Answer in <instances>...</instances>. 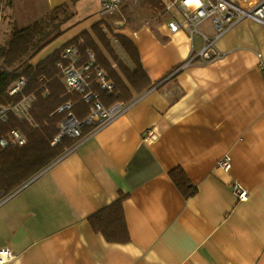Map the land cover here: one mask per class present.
Wrapping results in <instances>:
<instances>
[{
    "label": "crops",
    "instance_id": "crops-1",
    "mask_svg": "<svg viewBox=\"0 0 264 264\" xmlns=\"http://www.w3.org/2000/svg\"><path fill=\"white\" fill-rule=\"evenodd\" d=\"M151 6L120 5L113 32L134 43L159 85L0 206L11 264H264V26L242 22L217 42L223 58L177 71L202 35L216 36L213 23L173 35ZM227 156L230 171L219 165ZM176 170L193 196L172 180ZM122 195L130 242L109 243L89 218Z\"/></svg>",
    "mask_w": 264,
    "mask_h": 264
},
{
    "label": "trees",
    "instance_id": "trees-1",
    "mask_svg": "<svg viewBox=\"0 0 264 264\" xmlns=\"http://www.w3.org/2000/svg\"><path fill=\"white\" fill-rule=\"evenodd\" d=\"M78 1L62 3L27 27L14 28L0 49V105L14 104L20 100L19 96L11 97L8 92L16 81L24 78L28 82L27 94H37L32 116L38 124V128L34 129L14 116L7 123H0V138L7 136L13 129H20L28 139L25 147L0 148V198H5L25 186L54 163L67 146L74 143L65 139L62 145L52 146L63 119V115L56 114L58 108L69 101H79V97L68 94L58 77L57 63L67 46L76 45L83 53L93 51L97 55L100 64L109 71L115 83L118 94L116 101L129 102L135 95L159 85L153 84L145 73L134 43L126 36L113 34L130 64L121 59L103 32V22L96 23L90 31L83 32L47 58L38 63L32 62L46 47L75 27L72 22L76 17L73 8ZM151 1V7L156 14L160 0ZM113 64L117 65L116 69L112 68ZM75 111L80 119L85 117V106L81 101L77 103ZM87 132L88 130L85 131ZM170 175L186 198L196 193V188L184 172L176 170ZM125 199L126 196L122 195L110 206L89 218L94 232L102 235L109 243L130 242L123 207Z\"/></svg>",
    "mask_w": 264,
    "mask_h": 264
},
{
    "label": "built area",
    "instance_id": "built-area-1",
    "mask_svg": "<svg viewBox=\"0 0 264 264\" xmlns=\"http://www.w3.org/2000/svg\"><path fill=\"white\" fill-rule=\"evenodd\" d=\"M141 1L144 0H101L104 8L102 15L113 14L125 2L139 3ZM156 14L167 18V28L173 35L186 30L193 36L199 33V27L205 22L213 23L216 36L210 38L201 34L204 40L203 48L196 56L177 69L180 71L198 58L207 62L223 58L224 54L217 48V42L242 22L253 20L264 26V0H160ZM258 58V66L264 79L263 55L258 54ZM112 68L116 69L117 65L113 64ZM57 69L58 77L63 82L68 94L79 97V101L85 106V117L80 119L75 111L79 101H69L58 108L56 114L63 115V120L59 124V133L53 140L52 146L62 145L65 139L73 141V145L67 146L64 153L54 163L25 186L0 200V206L52 165L126 114L147 93L145 92L129 102L116 101L118 94L109 71L100 64L93 51L83 53L81 48L76 45L67 46L63 50L57 63ZM27 86L28 82L24 78L11 86L9 95L11 97L19 96L20 100L14 104L0 105V123L5 124L11 116H14L21 122L28 123L31 128H38V124L32 116V110L37 102V94H27ZM86 130H88L87 133H85ZM27 144L28 139L20 129H13L7 136L0 138L1 149L25 147ZM219 165L224 170L230 171L232 169L231 157H225ZM232 191L239 201L249 198L248 191L237 182L233 184ZM15 258L12 250L0 249V264H11Z\"/></svg>",
    "mask_w": 264,
    "mask_h": 264
},
{
    "label": "rangeland",
    "instance_id": "rangeland-1",
    "mask_svg": "<svg viewBox=\"0 0 264 264\" xmlns=\"http://www.w3.org/2000/svg\"><path fill=\"white\" fill-rule=\"evenodd\" d=\"M70 2L71 0H1L0 49L7 42L14 28H25L29 24H32L41 17L45 16L51 9L61 5L62 3ZM73 11L76 14L75 19L72 21L75 27L40 52V54L35 58L36 61L47 58L55 51L62 49L65 44L77 37V35L86 30H91L92 26L96 23L103 22V32L110 42H112V45L121 59L127 64H130L129 59L123 55L119 43L113 35L115 34L113 32V28H116L118 22L123 21L119 11H116L111 15L103 16L102 13L104 8L102 7L101 0H79L74 6ZM28 17H30L31 20H28ZM27 20L30 22H26ZM72 22L70 24H72ZM36 61L33 60L32 62L36 63ZM2 199L4 198H0V200Z\"/></svg>",
    "mask_w": 264,
    "mask_h": 264
},
{
    "label": "bare ground",
    "instance_id": "bare-ground-1",
    "mask_svg": "<svg viewBox=\"0 0 264 264\" xmlns=\"http://www.w3.org/2000/svg\"><path fill=\"white\" fill-rule=\"evenodd\" d=\"M140 95H142V94H140ZM140 95H139V96H140ZM133 99H134V98H133ZM133 99H132V100H133ZM3 106H5V105H3ZM62 120H63V119H62ZM60 123H61V122H60Z\"/></svg>",
    "mask_w": 264,
    "mask_h": 264
}]
</instances>
